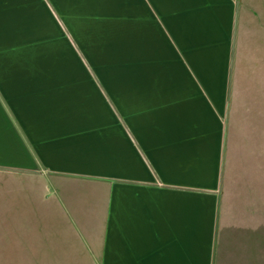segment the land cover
<instances>
[{
    "label": "crops",
    "instance_id": "1",
    "mask_svg": "<svg viewBox=\"0 0 264 264\" xmlns=\"http://www.w3.org/2000/svg\"><path fill=\"white\" fill-rule=\"evenodd\" d=\"M168 2L184 3L181 15L169 10L163 27L164 48H179L181 59L169 58L164 76L123 78L118 115L96 108L94 98L81 103V95L96 93H85L76 78L70 86L8 85L7 95L21 99L18 109L0 89L8 107L0 99V168L52 180L61 191L71 183L99 191L100 264H253L264 222L257 229L250 221L229 222L228 210L239 178L233 179L235 162L255 167L264 141L255 142L229 111L232 21L203 12L213 0ZM210 48H223L218 64ZM238 146L249 149L246 159L234 160ZM245 196L256 193L246 189Z\"/></svg>",
    "mask_w": 264,
    "mask_h": 264
},
{
    "label": "rangeland",
    "instance_id": "2",
    "mask_svg": "<svg viewBox=\"0 0 264 264\" xmlns=\"http://www.w3.org/2000/svg\"><path fill=\"white\" fill-rule=\"evenodd\" d=\"M168 1L0 0V89L4 97L13 105L21 103L16 94L7 95L8 85L22 88L29 82L32 87L64 82L70 86L76 78L85 93L92 87L96 93L81 95V103L94 98L96 108L118 115L123 78L164 76L167 60L181 59L179 48H164L169 39L163 27L169 10L175 8L181 15L184 3L174 6ZM206 10L217 20L222 13L225 24L231 19L234 26L235 21L233 48L226 52V61L232 59L229 111L234 112V122L251 130L255 142L264 141V0H213ZM210 50L215 58L212 62L218 64L223 48ZM0 99L8 108L1 93ZM235 148L234 160L248 157L247 147ZM262 150L254 156L255 167L238 162L233 166V179L237 173L239 178L231 187L234 203L228 210L229 222L250 221L251 228L264 222ZM230 168L225 163V189L231 182ZM246 189L256 197H246ZM98 194L77 183L61 191L52 180L0 168V264H100L103 198ZM251 250L256 254L253 264H264V243Z\"/></svg>",
    "mask_w": 264,
    "mask_h": 264
}]
</instances>
